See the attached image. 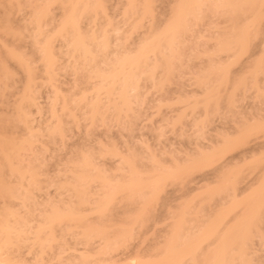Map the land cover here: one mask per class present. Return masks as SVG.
<instances>
[{"label": "rangeland", "instance_id": "374dc122", "mask_svg": "<svg viewBox=\"0 0 264 264\" xmlns=\"http://www.w3.org/2000/svg\"><path fill=\"white\" fill-rule=\"evenodd\" d=\"M56 1L61 2L62 0H0V139L3 137L4 138L7 137L13 140H19L18 138H22L25 136L24 135L25 131H23L22 123L14 120V118H15V114L17 113L16 107L18 103H20V98L22 95L24 83H26L25 82L26 76L24 74L23 69L20 68L15 62H13L12 60L6 59V54L8 52L18 53L19 51V54L21 52L22 54H25V57L27 56V54L29 57H32L33 58L32 62H34L35 60V62L32 63L28 59V57L26 58L30 61L31 65L29 66H31L32 69H35L34 75L36 74V76H38L34 81L35 82L34 85L36 84L39 86V88L38 86H35L37 87L36 89L38 91L37 95L35 92V95L37 97L36 102H37V106L39 107L38 109H41V112L39 111V114H38V111L36 113V111H34L35 109L33 110L35 113L33 112L32 123L30 124V126L33 128V131L37 130V128L40 126L43 127L45 123H49V122L52 123V121L48 119L50 118L48 107L51 105L50 103L48 104V102H51L53 104V99H54L53 97L55 93L52 95L53 96L52 97L51 93L53 92V90H49L50 89L49 87L48 89L46 88L45 85L44 86L42 85V83H46V82H43L45 81L43 80L44 77H42L44 75L41 76V63L36 62V59L38 57L37 56L38 54L36 55L37 51L34 50L36 53H33L32 51L33 46H34L33 44L34 40L32 43L31 35L33 32L31 29L32 27L29 26V21H30V17H31L33 10L42 6L44 3H47V4L50 3L49 9H48L50 11L49 12L50 14L48 15L49 17L51 16L55 17L57 21L54 22L55 23L54 24L53 21L55 20H53V18L51 17L52 18L51 23L55 25L53 26L54 28L57 27L60 24V20L62 17V16L59 17L62 14L60 12L62 9L60 8V6L58 8L59 4L57 5ZM142 1L143 0H140V5L143 3ZM176 1L177 0H175L174 2ZM102 3H104V7H106L107 9L106 16H102V18H99L97 20L98 23L97 22L96 23L99 26L97 27V24H96L95 26L96 28L94 27L95 28L94 31H97L98 29V31L103 32L104 27L102 30L101 29L102 26L104 24L106 25L107 22H110L116 26L119 24L118 25L119 27L122 24L120 28H121V31L124 32V35L126 33L130 34L131 29H132L130 27L132 25L130 26L128 23L130 22L131 24L133 23L135 24L136 21L139 23L140 20H135V19H139V17L140 19L141 17L145 18V15H148L147 19H144V20L142 19L143 21L141 20L142 21L140 24L141 26L139 27V30H138L139 33L137 32V30L135 31V33H133L136 38H134L132 34L131 36L133 39L129 37L131 39L128 38L129 42L127 43V45H124V50L126 49L125 48L126 46L131 51H133L132 48H134L135 50V47H137L140 44V43L138 44L137 42L140 41L139 38H142V36L145 33L150 32V31H154L155 33L160 31L161 33L163 32V30H165L164 29L166 28L165 25L168 23L167 19L171 18L169 16L172 15V14L169 15V13H172L169 9L170 7H173V0H146L145 4L149 7L150 9L149 11H151V14H152L151 20H148V17H150L148 13L141 16V11H142L140 10L141 6H138V9L136 8L138 10V11L136 10L137 14L134 13L135 17L136 16L138 17L135 18L134 20H133L134 15L132 16L133 18H129V19H132L133 22H131V20L125 17V22H124V18L122 17L123 12L125 11V8H127L126 5L131 4L128 2V0H104V1L102 0ZM206 3H208V0ZM210 4H213V2ZM175 5H177V2ZM219 9H222V8L218 7V10ZM206 10L208 9L206 8ZM223 10L225 11V9ZM223 10H220V11H223ZM147 11L148 10L146 11L144 10L143 13ZM202 11L204 12V10ZM209 11L211 12V10H208V12L206 13L204 12L205 15L203 13L202 21H201L202 18L200 17L202 16V14L199 16L200 18L198 19H200L201 21L199 22V25L197 24L196 26L195 23L193 22L194 24L192 28L188 29V31L190 32L186 34L187 32L185 31L186 33L182 34V36L185 34L187 35V37L186 36L182 37L183 39L186 38V41L183 43H180L182 45L178 46L180 47L178 48L179 51L176 50L178 51V53L177 52L176 53L180 54L181 56H179L180 59H178L177 57L178 55H177L176 60L173 61V64L176 62L175 63L176 65L174 66L175 68L172 65V68H174L175 70L174 69H173L174 71L170 70L172 74H170L171 73L170 71L168 72V74H166V78H167V75L169 76V78L167 80L164 78L166 72H163L161 69L159 71H155L156 72L155 78H153V80L156 79V81H154L153 84H158V82H161L159 81V79H162L160 78V71L164 73V77H163L165 79L164 83L161 82V86L159 84L157 85L160 87L157 88L155 86L156 88L154 89L153 88L154 85L152 84L153 81L151 82V80L149 81L148 79L146 80L145 78L143 80H146L147 82L142 81L141 85L139 84L140 88L142 86V88L140 89L141 95L139 94L140 96H142V98L138 96L141 99V105L139 106L140 102H137L138 104L137 107L136 105H134L136 108L132 106V108L134 107L133 109L135 110V111L133 110L134 111L133 114L136 116L135 118L130 119L132 115L131 116L128 115L130 117L128 119L131 120L129 123L128 121L126 123V118H122V119H125L124 120L125 122L124 124L121 123L123 124L121 125L120 121H118V118L116 117L118 115L116 113H115L116 115L112 113V116H114L115 118L113 119V117L109 115V112H112V111H109L107 116L105 114V117H107V119L105 118L102 119V121L104 119L105 121L101 122V120H98L100 121V123L98 121L94 122L95 123L94 125L93 123L92 125L89 123L91 125L90 126L88 124L89 121L87 122V120L82 119V117L80 116L81 115L80 112L82 113L83 110L82 111L79 110L77 111L79 113H76L75 111L76 117L75 116L74 117L78 119V123H76L75 125V123L73 124H71V122L69 123L71 119L66 118L65 116L62 117L63 115H66L67 112L66 113L64 112L62 115V112L60 111L62 116L61 115L59 116L62 117V119L65 120L66 122V124H64L65 129H64L63 139L60 140L57 138L55 141L52 142V141H47L48 139H46V137H38L36 139V142L33 145V151H31L32 152L31 154L36 153L37 155L36 158H38V161H37L38 163L36 161L34 163L35 165L37 163V168L38 166H40L38 170L40 172L41 177L39 179H41L40 181L43 183V186L41 185V189L44 191L45 194H48L45 196L47 197V200H44L46 199V198L43 199L44 197L43 195L45 194L43 193V191H41L43 203H46L47 201L49 202L51 198L52 202L54 201V202H57V204H59V205L55 204L58 207L66 206L67 204L70 205V202H72L71 200H73V199H70L71 197H69L68 195L69 193L67 192H64L65 194L63 193L62 195H61L62 193L61 191H60L61 192L60 195H56L57 192L55 194L54 192H55V189L57 190V188L59 187L61 183L63 184L66 181L67 182L71 181L68 179L70 175L66 171L69 170V167H71L70 165H72L73 163L72 161H74L76 158L78 159V157L80 156L79 154L80 152L86 153L88 155L94 154L95 156V153L98 154L99 150L103 149L105 151V149L112 147L113 148L112 151H114V148H116L117 154L119 152L120 156H122L123 158L126 157L125 159L128 158L129 160L132 154L135 153L137 156H139L138 158L140 159L136 157L138 160L137 159L134 160V163L137 160L135 164L136 166L133 165L135 166L134 170L136 168H138L139 171L141 170L140 172L141 176L144 171L151 169L152 165H153L152 168L154 167L155 163L154 164L152 163L151 165L150 162L149 164L146 161V158H149L151 156H153V159H155L154 161L157 162L158 164V165L155 164V166H158L159 168L163 167V169H165L166 167L167 168L175 167V165L176 167L178 165H179L178 167H180L181 165L182 167L186 165L187 169L192 171L191 173L186 174V171L188 170H186L185 168L186 175L182 176L181 174L182 177L178 181H175L176 178L175 179L172 178L175 181L172 184L169 182V179L166 182V186L163 183L165 187L163 185H162L163 189L160 187V189H162V190H159L161 191V193L159 192L160 195L156 192H155V195H152V196H156V194H158L159 196H156L158 199L157 198L154 199L153 197L152 198L150 197V200H149V197L146 198V200L148 199L149 201H152V203L150 202L152 204L151 205L152 207L148 208L149 203H147L148 207L146 206L147 208L146 207L144 208V206H142L143 202L141 203L140 206H142L143 209H146L145 212H143V209H142V213H144L142 215L135 213L136 210L139 208L138 201L136 203H133L134 205L133 204L131 205V203L128 204L129 202L127 201L128 202L127 203L125 202V200L123 202H125L126 205L125 204L122 205L123 202L121 200L119 201L120 203L118 201L117 202L114 201V205H113L114 207L112 208V211H108L111 214L110 219L107 218L108 224L107 222L102 223V224L106 223L108 226V228H106V232H108L106 238L108 239L111 238V240H114V238L112 237L116 229L119 230L120 227L123 228L126 226L127 227L131 226L132 220L133 221L138 220L140 222H143V224L142 226L137 227L136 224H138V221L136 224L134 222L133 225L134 226L136 225V227L131 226L134 228V230H132L133 232L128 230L130 234L132 233L131 234L132 236H130L129 234V237L131 238L129 240L128 238H126L127 240L124 238L126 241L124 242L122 240V242L125 244L121 243L123 244L122 248L119 247L120 245L118 246L119 248L117 247V249L119 250H115V248L112 247L114 248L115 252L113 251L114 253L111 252L112 254L110 253L108 254L109 256L108 255L107 257L105 256L106 260H108L109 258L110 260H112L111 262L114 261V263H117V264H127L131 260V258L135 256H140L143 259V261L141 260L142 263L152 264L154 262H157L158 259L160 257L162 258L163 256V255L161 256V252L163 251L165 245H167V238L169 237L171 229L173 228V226H175V224L180 222L179 223L180 225L183 222L182 228L184 229V224H185V227L186 228L188 227L189 229L193 225V224L192 225L190 224L191 223L190 221L191 219H194V224L196 226L198 225V226L204 227L207 225L208 222H210L213 219L212 217H214V215L220 214L221 212L225 211V209L228 208L227 203L230 204V202L228 201L229 200L231 201L233 197L232 190L230 191V188H228V186L226 185L227 186L226 189H229V191H226L225 189V193H223L224 190H222V194L221 193L215 194V191L217 190L218 186L221 187L220 184H222V180L225 179V180H228L229 182L230 180L231 181L233 180L234 186L236 187L238 191L236 192L237 199L236 198L235 199L240 200L248 196V194L250 193V190L253 188H256L258 184L260 183V180L264 177V129H261V132L256 133V135L252 134L248 136L249 138L247 142H245L246 144L242 143L245 145L242 146L241 144V147L236 146L238 145L239 142L236 141L237 144L235 146H233L234 144L232 142L234 141L233 140L234 138H237V137L240 138V135L237 137H234L235 133L238 132L239 134H241L239 130L242 131V128L244 129L246 125H252L257 122L259 123L260 121L261 122L259 124H264L262 122L264 121V72L261 73V71H259V74H256V76L254 75L255 85L253 84V81H252V84L254 85V87H252V85L250 84L253 76L249 75L248 73L249 70H253V68L250 69V66L251 67L257 66L255 64H259V63L261 64L260 67H262L264 70V60H262L263 59L262 57H264V5L261 8L257 9L254 12L255 14H253V16H250V18L251 17L253 18L254 15L257 14V16L255 17L258 18L256 22H255V18L253 19L254 21H252L253 23L255 22L257 25H256V28L255 26H253L255 29L254 35H251V34L250 35L255 36V37L254 38L250 37L251 41L249 39L250 43H248L245 49L246 51L243 54L238 53L236 55L234 54L238 52L237 48L233 49L228 54L227 53L218 54V51L216 50V47H218L217 44H219L220 41L222 42L227 36H230L231 34H232V37L235 36L236 32H238V29H240L242 26H245L244 24H247L246 22H250L248 21L250 19L248 18V20H246L245 15L243 16L242 14L241 16H237L236 19L232 20L233 22H231V19H229L230 16H227L228 14H225V16L220 15V14L211 15ZM58 21H59V24H56L58 23ZM86 22L87 20H83L81 22L82 26L81 24L80 26L81 28H83L82 30H86V25L89 24V21L87 22L88 24H86ZM126 22L128 24L127 26H130V27L125 26V24L123 26V23H126ZM51 23L49 24V26L53 25ZM53 27H50V28H53ZM232 27L233 28L236 27L235 29L237 30L232 32L231 31ZM48 28L47 30H45L46 32L48 31ZM50 28L49 30H51ZM187 28L189 27L187 26ZM89 29L92 30V27H90ZM107 29H105V31H107ZM51 31H48L49 33L47 35L52 34ZM86 31L88 32L89 30H86ZM153 33L148 34V35L146 34V35L148 37L149 35H152ZM111 35L113 36V34H110V37H112ZM138 36H141V37L138 38ZM113 38L114 36L111 38V42L114 41ZM137 38H138V41H137ZM124 44H126V42ZM54 47H56L55 49V52H56L57 48L61 47V43L58 44V41L57 42L55 41ZM58 50L57 52L61 51V50L60 51ZM215 50L217 51L218 55L215 53L216 52ZM21 57L23 58V56ZM60 57L61 56H59V58ZM63 59L64 60H57L58 63L56 66L58 68L56 66L55 67L60 70L58 73L57 69L54 68L56 70L55 74L57 75L58 73V75H57V78H55V80L56 79L57 80L56 81L54 80L55 82L53 83L57 84L58 88L64 94L63 97H65V95L66 97L67 96L71 97L69 94H71L73 91L76 93L79 89L81 91V89L83 90L84 87H86L87 89L89 83H87L86 79L84 78L85 77L84 73L82 76H81L82 73H80V76H77V75L75 76L73 73H71V71L67 69L66 64L65 65L63 64L64 62L66 63V58L64 57ZM38 60L39 59H37V61ZM29 61H27V63ZM218 63L221 65L222 63H224L223 65L227 64L228 66L226 67L228 69H225V70L228 72H227V75H225L226 77L224 76L226 79L223 81L224 84L223 83H221L223 85L215 84V88H214L212 87L213 79L209 78L210 83H211L210 85V83L208 82L209 79L206 78V75L210 73H207V71L205 70L207 69L208 66L210 65L212 66L215 64L218 65ZM39 64H40V67H39ZM62 68H66L67 70L62 69ZM61 70H64V71H61ZM226 71H225V74H226ZM5 73L7 74L5 75ZM42 73H43V69H42ZM202 73L203 74L207 73L205 74L204 79L205 78L206 80L208 79L207 81L205 80L208 85H204L203 87L208 86L206 88L209 89V85H210V87L214 89L212 90L211 93H214L217 90L218 93L216 92L217 94L215 95L214 93V95L215 97L219 98L218 102H216L218 103L217 106H214V104L210 102L213 104L215 109L214 107H212V104L210 103L207 106L209 108V106L211 105L210 106L211 109H208L206 106H204L205 109L207 108L209 111L208 112L206 110L208 112V113H205L207 114L206 117L203 111L201 110V107H199L200 105L197 107L195 104V102L197 101L200 102V100L203 97V94L204 96L206 95L204 92H207L206 88H200L201 86L199 87L196 86V77L197 76L200 77ZM214 74L215 73L213 72V75ZM40 76H41V79L39 78ZM204 79L202 81H204ZM214 80L215 81L217 80V76L216 78H214ZM219 80L218 82H221V80L220 81ZM234 81H239L238 83L241 82L242 85L244 82L246 84L245 86L243 85V87L242 85L241 86L239 85L240 87H238L237 86L238 84H237L236 86L238 87V89L235 91H231V88H232L231 84ZM84 82H86L85 83L86 86H84ZM89 87H91L90 84H89ZM58 90L57 92L59 93V96L61 97L62 93L60 94L61 91L60 90L58 91ZM70 90L71 91L73 90V91L70 92ZM208 96L210 95L208 94ZM230 96H231L232 101L228 102V98L230 99ZM51 97H52V100H51ZM139 98L138 100L140 101ZM142 99H143V102H142ZM206 99H208L207 96H206ZM202 100H204V98ZM192 101H194V104H195V110L193 112L191 111V109L194 108L193 107L194 104H192ZM102 103L104 104L103 99H102ZM54 105L55 104H53L52 106ZM190 105L192 106L191 109H190ZM59 107H60L59 104L57 106L55 105L54 112H57L56 110L59 109ZM202 109L204 110L203 106H202ZM60 113L58 111V114ZM177 119L178 121H176ZM179 119H180V122H179ZM48 120L50 121L48 122ZM112 120L113 121L116 120V121L113 122ZM202 120H204V122H202ZM198 122L199 123L202 122L203 124L201 123L199 126ZM114 123L116 124L118 123L120 124V126H118V124L115 125ZM172 123H174V125ZM204 123H206L205 127L204 126L202 127L201 125H204ZM193 125H197L196 129L200 127V129H197V130L198 131L201 130L203 132L201 133L200 131V135L198 133L199 136L203 135L202 137L199 138L198 135L196 136L195 132H198V131L194 129L195 127ZM226 137L227 138L232 137V139H228V141L226 142L224 141V142L227 144L230 140L233 145L232 146L227 145V148L224 149L223 147L225 146H223L224 144L221 146V141H223L224 138ZM229 147L230 148L232 147V150L228 149ZM221 148H223L222 150L224 152H221L222 151ZM111 149H108V150H111ZM212 149L214 150V152L217 150L216 154L218 153V150H220L221 154L224 155L225 153V155L222 158L221 157L222 155L219 152L218 153L219 157H221L220 161H219L220 158L218 157V155H216L219 158L217 159L218 162L214 155L215 161H216L215 163L212 162V165H211V162L208 163L210 165L205 163V165L207 166H205L203 162H201L202 163L201 164L200 160H202L201 158H203L202 155L208 156L207 154L212 153L211 152ZM107 151H105L104 153L102 152L104 154V157ZM200 152H204V154L201 153L202 155H200L199 154ZM205 152H208V153L206 154ZM102 153L101 151L99 152V154H102ZM24 155L26 157L28 153L27 155L26 154ZM25 157H24V160L26 161L27 158L25 159ZM30 157L31 156H29V158ZM95 157H97V155ZM21 158L23 160V157ZM100 158L101 157L98 156L95 159L94 163L96 164L98 163L100 166H102L101 168L104 170L112 169V168L114 169L116 167L115 162L116 161L117 163L119 162L118 161L119 158L117 156L116 157L112 156V158L110 157L108 158L106 155V158H104V160L103 159L100 160ZM187 160L192 161V162L193 160H196V162L199 163L202 167L201 168L198 167L200 165L199 164L197 165V163L195 164V161L194 163H190ZM28 161L29 162L32 161L31 158L28 159ZM185 161H187L188 163ZM190 164H191V167H193L195 171L191 169ZM194 165L198 167L197 170L194 168ZM156 168L154 167V169L158 171L159 168L157 169ZM113 169L110 170V172L106 171L105 173L107 174V176L109 173L110 174L113 173V175L111 174V176H113L116 179L120 174L119 171H122V169L118 170L116 168L118 170L117 173L115 169H114L115 172H113L114 171ZM180 169H181L180 172L184 170V168H181V167ZM151 170H149L148 172H150ZM155 170L153 171L155 172ZM148 172H145V174H147ZM116 175L118 176L116 177ZM120 176L123 177L122 174H120ZM121 177H118V178L120 179ZM118 178L117 180H114L113 178L112 179L114 181H119ZM123 178L125 179L126 177H123ZM95 188L93 192H91L92 194L96 191ZM90 190L92 189L90 188ZM210 191H212V194L214 193V196H212V198H210L209 200L204 201L206 196L210 194ZM97 193L96 194L94 193V194L97 195ZM48 196H50L49 200H48ZM230 196H232L231 199H230ZM153 199L156 201H153ZM146 200H144V202H146ZM51 201L50 203H52ZM89 202H88L89 203L88 206L91 205L93 201H91L90 199ZM201 202L203 203L204 209H202L203 207L202 208L200 207L199 210H204V211L202 213L199 212L198 215L194 217L191 214H193L198 209H194L193 207L197 208L198 205L201 206L202 204ZM93 203L92 205H95ZM127 204L131 206H127ZM185 204L186 205L191 204L190 207H191L192 213L189 210V213L191 216L188 217V214H187V216H185L186 218L184 217L185 220L188 219L187 221H189L190 223L187 221L185 222V220L182 221L183 218H180L181 215H179V213L182 212V210L183 211L185 210L184 208L189 207V206L185 207ZM44 205L43 207L46 206ZM143 205H146V204L143 203ZM14 206H17V205H14ZM89 207H92V206H89ZM140 209L141 207L138 210L140 211ZM219 211L221 212L218 213ZM262 212L263 213H261V216H259L260 218L259 217H258L259 219L257 218L258 219L257 221L251 222L249 224V226H251L250 229L251 228L252 229H251V236L248 238V241L246 243L237 242L233 246V251L231 253H232V256L234 257V260H233L235 262L234 264H264V218H263L264 208ZM243 215H245V211L241 209L234 211L231 215H229L227 219L228 221L226 220L227 223L224 225L228 226V224L229 225L233 224L236 217L243 216ZM85 216L87 218V214H85ZM92 216L93 214L90 213L87 218L88 220L85 219L86 220L85 223L88 222V224L90 225V222L92 224L98 220L97 218H96L97 220L95 219V216L94 217ZM105 217H108L107 214ZM105 217H104V220H105ZM99 220L101 222L103 219H99ZM226 221H224V223ZM97 224L98 223H95V225ZM195 225H193L192 228L196 227ZM224 225L222 224L219 227L226 228L227 226H224ZM60 226H61L60 228L56 227L58 228L56 229L57 232L54 229L55 230L54 233H56V239H58L59 237L62 239V236L60 235L63 234L64 232L65 233L66 232L69 233L70 231L72 232L70 233L71 235L69 234L65 235L64 233L65 238L63 237L62 239L63 241H61L60 239L59 242L58 241L56 242L62 245H64L65 243L67 248H71V250H74L76 252L78 251L77 253L79 254L82 251L80 250L82 245L77 246L79 245L77 244L78 243L77 241L80 239L79 233L81 230H77V229H80V228H77V229L74 228L76 230L74 231V229L70 230L68 225L67 227L63 226V224ZM222 229L224 230V228ZM222 229L220 230L218 229V230L221 232ZM193 230L194 232L196 231V229H193ZM104 231L105 230H103V232ZM57 233L60 235H57ZM104 234L106 233L104 232ZM57 236L59 237L57 238ZM93 241L97 242V240H92V242ZM81 243H84V240ZM91 243H89V246H88L89 249L86 246V248L89 250L88 252L89 254L93 251L92 249H91L92 251L90 250V247L94 243L92 244ZM95 244L93 245L94 247L92 246V248H97L96 250H98L97 244L96 245ZM83 246L85 247V245ZM102 246L104 247V245ZM206 248L208 249L209 246ZM53 250H56V251L55 252L51 251L50 253V251L46 250L47 254L48 252L50 253L48 254L49 256L52 255V258L50 259L51 261L53 260V254L57 253V247L54 248ZM24 252L25 251L23 249L22 253L25 254ZM67 252L69 253V251ZM76 252H73L72 255L74 256ZM93 252H92V255L95 254V253L93 254ZM208 252L209 253L207 254L205 252L207 256L210 254V250ZM31 253H34V254H31ZM46 253H43L44 257ZM59 253L61 252L58 251V254L56 255L59 256L60 258L67 257V256L68 258L66 259L68 260H69V256L72 258L71 254L70 255H68V253L64 254V252H62L61 254ZM82 253L86 254V252H82ZM35 254H36V251L30 252L29 254V256L31 255L30 257L28 256V254H26V257L28 256L29 258H31L30 264L37 263V261L33 260L34 257L32 258L33 255L36 256ZM162 254L164 253L162 252ZM49 256H47L48 259L47 257L45 258L48 260V263H51V261L49 262ZM57 256L54 255V258L56 257L55 260H53L55 261L54 264H57L56 263ZM76 256L78 255H75V258L73 260L78 258ZM21 257L22 258L24 257L23 259L27 260V258H25L24 255L23 256L21 255ZM44 257H43L42 262L43 261L47 262L45 261L46 259L44 260ZM59 257H58V260L60 259ZM225 257H227V255H225ZM29 258H28V262H29ZM241 259L244 260L243 263L241 262L239 263V260ZM60 260L62 264L65 261V259L64 261L63 259H60ZM73 260L71 259L69 261H73ZM127 260L129 261L127 262ZM31 261L35 263H31ZM53 261H52V264H53ZM42 262L39 261L38 264L39 263L42 264ZM48 263H45V264H48ZM66 264H68V262ZM204 264H207L206 260L204 261Z\"/></svg>", "mask_w": 264, "mask_h": 264}, {"label": "bare ground", "instance_id": "6f19581e", "mask_svg": "<svg viewBox=\"0 0 264 264\" xmlns=\"http://www.w3.org/2000/svg\"><path fill=\"white\" fill-rule=\"evenodd\" d=\"M104 1V0H103ZM131 1V2H130ZM146 0H143L140 5V0H128L129 5H126L127 8H125V11L123 12L122 17L124 18V22H125V17L126 18H133L132 16L135 14H137L136 12L138 11V6H141L140 10L141 11V16L145 15L146 13H148L150 15V17H148V20H151L152 14L151 11H149V7L145 4ZM175 0H173V7H170V11L172 13H169V17L166 21L168 22L164 28L165 30H163V32L160 33V31L158 32H154V31H150L151 33H153L152 35H149L147 37L148 34H151L150 32L145 33L142 38H139L141 36H138V38L140 39L139 42H137L139 45L137 47L134 48L133 51H131L128 47L125 46V48L128 49L124 50V45H127V43L129 42L128 40L132 38V34L135 33V31L139 30V27L141 26V22L144 19H147L148 15H145L144 17H139V19H135L138 16L135 17L133 20H140V22L138 23L136 21V23L133 25L130 22L128 23L130 26H127V22L123 23V26L125 24V26L132 28L130 34L126 33L128 35H124V32L121 31V25L120 27L113 25L110 22H107L106 25L104 24L102 26V30L104 27V31H94V29L96 28V24L98 23L97 20L99 18H102V16H106V7H104V3H102V0H62L60 1H56L58 8L60 6V8L63 10L60 11L62 14L59 16L61 17L60 20V24L59 21L56 24H59L57 27H53L55 26L54 22H56L57 20L55 19V17H52L53 23L52 22V18L49 17L48 14H50L49 12V5L50 3H44L42 6L38 7L37 9L33 10L31 17H30V21H29V26L32 27V43L34 40V46H33V53H36L34 50L37 51L36 55L39 57H37V59H39L36 62L37 63H41V76L44 77L43 82L46 83H42V85L46 86V88H48L49 90H53V92L51 93V96L55 93L54 95V99H53V104H55L56 106L59 104L60 107L59 109H57V112L55 111V105L52 106L53 104L51 102H48V104L50 103L51 105L48 107V112H49V116L52 123L49 122L50 120H48L49 123H45L42 126L38 127L37 130L33 131V128L30 126V124L32 123V115L33 112L39 111L41 112V109H38L39 107L37 106V102H36V95L38 93L37 91V87L38 85H34V81L35 79L38 77L36 76L35 73V69H32L30 64V61H33L32 57H29L28 54L25 57V54H22L19 51L18 53L16 52H8L6 54V59L12 60L13 62H15L20 68L23 69L24 74L26 76L24 86H23V91H22V95L20 98V103H18L17 107H16V114H15V118L14 120L21 122L23 125V131H25L24 133V137L22 138H18L19 140H13L7 137H3L0 139V264H30V259L29 258V254L32 251H36V256H32L34 261H37V263L32 262L31 263H35L38 264V262H42L43 260V253H46L48 251L55 252L56 250H53L54 248L57 247V253L53 254V260H55L54 255L57 256L56 254H58L59 252H64V254L68 255H72L73 252H76L74 250H71V248H67V246L62 245V244H58L59 240L61 239L59 236H57L58 239H56V233H54V231L58 228H60L63 224V226L67 225L69 226L70 230H73L74 228H80L77 230H81L79 233V240L77 241L79 245L77 246H81L82 250L79 254L76 252L75 255H78L76 257L75 260H73L75 258V255H72V258L69 256V260H73V261H69L68 256L67 257H59L57 256L56 259V263L57 264H62L60 259H65V261L63 262V264L67 263L68 264H117L111 262L112 260H110L108 258V260H106V257L108 254H110L111 252L115 250H119L117 249V247H121L122 245L125 244L122 242V240L125 242L128 238V240L131 238L129 237V231L134 230L133 227H140L142 226L143 222L138 221H131V226L129 227H120V229H116V231L113 233V237L114 240H111V238H106L108 232H106V228H108L107 224H108V219H110L111 214L108 211H112V208L114 207V201H124L127 202L128 204L131 203V205L133 203H136L137 201L139 208L141 207L140 211L138 212L136 210V214L138 213L139 215H142L144 213H142V209L144 206V208L147 206L148 204V208L152 207L151 203L152 201L150 200V197L152 198H157L156 196H159V192L161 193V191L163 189V186H166V182L169 179V182L172 184L175 181H178L182 176L186 175L187 173H191V170L187 169V166H180L181 168H184V170L182 172L180 167H170L165 169H163V167L159 168L158 166H155V164H157V162H155L153 159V156L146 158V161L149 163L154 164V167L159 168L158 171H156L154 169V167L152 168L151 166V170L150 172L144 171L142 173L141 176V170L139 171L138 168H135V164L136 161L140 158H138L139 156H137L135 153L132 154L130 160L127 158H123L122 156H120L119 152L117 154V149L114 148V151L112 147L105 149V151H107L105 153V157H104V152L102 150L98 151V154L95 153V156L97 155V157H101L100 160H104V158L107 157L112 158L113 157H118L119 158V162L117 163V161L115 162V167L114 169L116 170V173L118 172V170L122 169V171H119L120 174H122L123 177H126L125 179L123 177L116 175V177H121L120 179L118 178L119 181H114L117 180V178L115 179L113 176H111V174L113 175V173H109L108 176L105 173L106 171L110 172V170L112 169H107L104 170L102 169L98 163H94L95 159L97 157L93 155H88L86 153L80 152V156L78 157V159L75 161H72V165H70L71 167H69V170H67L66 172H68V174L70 175L68 177L69 180L71 181H66L65 183H61L59 185V187H55L57 188V190L55 189L54 194L57 192L56 195H61L64 192L69 193V197H71L70 199L72 202H70V205H66V206H56L59 205L57 204V202H52L51 198L50 201L52 203H50V201L43 203L42 200V192L43 191L41 189V185L43 186V183L40 181L41 179H39L41 177L40 172H39V168L40 166H38L37 168V161L38 158L36 153L31 154L33 151V145L36 142V139L38 137H46V139H48L47 141H55L57 138L62 140L63 136H64V124H66L65 120L62 119V117H66L71 119L69 121V123L71 122V124L78 123V119H76L75 117V111L76 113H79L77 111H82V113L80 112V116L82 117V119L87 120L88 124L90 123L92 125L95 124L94 122L101 120V122L105 121V119H107V117H105V114L107 116L109 111V115L112 116V113H116L118 116H116L118 118V121H120V124L123 123L124 124V120L122 118H126V123L128 121V123L131 121L130 119L135 118L136 115L133 114V112L135 111L133 108L135 107L134 105H136L137 107V102L139 103V106L141 105V99L142 96L141 95V82L145 81L148 79L149 81L151 80L152 84L154 83V81H156V79L153 80V78H155V71H159L162 69L163 72L165 73V77H164V73H162V71H160V78L159 81L164 83V80L168 79L169 76L167 75L166 78V74H168V72L174 71L175 69V63L173 64V61L176 60V56L178 57V59H180L179 56H181L180 54H177L180 47H178L179 45L181 46L183 43L186 41V38L183 39L182 37H187L186 34H188V29H191L193 24L195 23V25L197 26V24L199 25V22H201L203 20V13L208 12V10H211V12L209 11V13H211V15H224L228 14L227 16H230L229 19H231V22H233L232 20L236 19L237 16H241L243 14V16L245 15V19L248 20V18L250 20V22H246L247 24H244L245 26H242L240 29H238V32H236V35L232 37V34L230 36H227L222 42L220 41L218 45V47H216V50L218 51V54L221 53H229L231 52L233 49L237 48L238 52L235 53L236 54H243L246 50V47L248 45V43H250L251 38H254L255 36H251L254 35V27L256 28V20L258 18H256L254 15V17L250 18V16H253V14H255L254 12L261 8L264 5V0H177V5L176 2H174ZM45 2V1H44ZM213 4H210L212 3ZM127 3V2H126ZM55 4V3H54ZM139 4V5H138ZM145 4V5H144ZM209 4V5H208ZM56 5V6H57ZM175 5V7H174ZM212 5V6H210ZM216 5V7H215ZM143 6V7H142ZM211 8V9H209ZM148 7V9H147ZM218 7L222 8L218 10ZM259 7V8H258ZM130 8V9H128ZM137 8V9H136ZM205 8V9H204ZM206 8L208 10H206ZM216 8V9H215ZM128 9V10H127ZM215 9V10H214ZM225 9V11L223 10ZM60 10V9H59ZM124 10V9H123ZM122 10V11H123ZM137 10V11H136ZM144 10H148L147 12L143 13ZM204 10V12L202 11ZM218 10V11H217ZM223 10V11H220ZM215 11V12H214ZM220 11V12H219ZM227 11V12H226ZM150 12V13H149ZM214 12V13H212ZM218 12V13H217ZM226 12V13H224ZM204 13V15H205ZM216 13V14H215ZM223 13V14H222ZM249 13V14H247ZM202 14V16H200ZM249 15V16H248ZM100 16V17H99ZM202 18L201 21L200 17ZM247 16V18H246ZM58 17V18H59ZM51 18V19H50ZM122 18V19H123ZM255 18V22L253 23L252 21H254L253 19ZM127 19V20H128ZM143 19V20H142ZM228 19V20H229ZM83 20H87V22L89 21V24L86 22V30H89L88 32L86 30H82L83 28H81L82 24L81 22ZM131 22H133L132 19ZM142 20V21H141ZM196 20V21H195ZM97 22V23H96ZM194 22V23H193ZM198 22V23H196ZM53 24L52 26L49 24ZM122 23V21H121ZM166 23V22H165ZM192 23V25H191ZM81 24V26H80ZM189 24V25H188ZM90 25V26H89ZM191 25V27H190ZM50 28L51 30H49ZM92 27V30L89 29L88 27ZM99 25L97 24V27ZM187 26L189 28H187ZM235 26V25H234ZM233 26V27H234ZM95 27V28H94ZM106 27V28H105ZM138 27V28H137ZM231 29L232 32L236 31L237 29L233 28ZM51 31L52 34L47 35L49 32L45 31L47 30ZM108 28V29H107ZM163 28V27H162ZM187 28V29H186ZM100 29V30H101ZM105 29H107V31H105ZM120 29V30H119ZM129 29V28H128ZM252 29V30H251ZM130 30V29H129ZM128 30V31H129ZM161 30V29H160ZM86 31V32H84ZM121 31V32H120ZM187 33H186V32ZM252 31V33H251ZM46 32V33H45ZM99 34H98V33ZM102 32V33H101ZM113 34L114 38L111 42V38L110 34ZM139 33V32H138ZM137 33V34H138ZM186 33L185 35L182 36V34ZM123 34V35H122ZM136 34V36H137ZM147 34V35H146ZM251 34V35H250ZM146 35V36H145ZM131 37V38H129ZM133 37L136 38L133 34ZM251 37V38H250ZM129 38V39H128ZM137 38V41H138ZM146 38V39H145ZM181 38V40H180ZM133 39V38H132ZM144 39V40H143ZM250 39V41H249ZM58 41V44L61 43V49L58 47L57 50L60 52H55L56 47H54V42ZM131 41V40H130ZM126 42V44H124ZM32 44V45H33ZM57 44V43H56ZM137 45V44H136ZM246 45V46H245ZM59 46V45H58ZM177 46V47H176ZM131 48V47H130ZM178 50V51H176ZM215 50V51H216ZM217 51L215 52L217 54ZM177 52V53H176ZM217 54V55H218ZM23 56V58L21 57ZM59 56H63L62 59L61 57L59 58ZM28 57V59H25ZM66 58V63L64 62L63 64H66V67L68 70L71 71V73H73L75 76H81L83 75V73L85 74V79L87 81V83L90 84L91 87H89L88 84V88L86 89V87H84V89L80 91V89L75 93L73 90V92L70 90V92H72L71 94H69L71 97L65 95V97H63V93L62 91L58 88L57 84L53 83L55 82V78H57V75L59 73L60 69H57L58 67L56 66L58 61L57 60H64L63 58ZM262 57V56H261ZM59 58V59H57ZM264 60V57H262ZM27 61H29L27 63ZM35 62V60H34ZM32 62V63H34ZM178 62V61H177ZM224 63L219 64L218 65H210L207 67V69L205 71H207V73H210L208 75H206V78H210L213 79L212 81V87L215 88V84L220 85L221 83L224 84V80L225 79V75H227V72L225 69H228L226 66H228L227 64L223 65ZM172 65L174 68H172ZM257 66L251 67L250 69L253 68V70H249L248 73L249 75L253 76L251 79L250 84L252 85V87H254L255 85V76L256 74H259V71L264 72L263 68L260 67L261 64H255ZM57 68H56V67ZM259 66V67H258ZM40 67V64H39ZM259 70H258V68ZM56 68L58 73L57 75L56 70L54 69ZM262 68V69H261ZM42 69H43V73H42ZM62 69H66V68H62ZM66 69V70H67ZM174 69V70H173ZM256 69V70H254ZM55 70V71H54ZM258 70V71H257ZM34 71V72H33ZM64 71V70H61ZM170 71V72H171ZM204 71V72H205ZM220 71V72H219ZM226 71V74H225ZM252 71V72H250ZM213 72L215 73L213 75ZM258 72V73H257ZM207 73H202V77L197 76L196 77V86H201L200 88H206L203 87L204 85H208L207 84V80L206 78L204 79L205 74ZM217 73V75H216ZM253 73V74H252ZM255 73V74H254ZM7 73H5L6 75ZM163 74V75H161ZM172 74V72L170 73ZM221 74V75H220ZM154 75V76H153ZM255 75V76H254ZM36 76V77H35ZM41 76L39 77L41 79ZM56 76V77H55ZM217 76V82L220 79L221 82H216L214 80V78H216ZM223 76V78H222ZM225 76V77H224ZM143 77V78H142ZM165 79H164V78ZM219 77V78H218ZM250 77V76H249ZM146 80H143V79ZM204 79V81L201 80ZM251 78V77H250ZM210 79L208 80V82L210 83ZM55 80V81H54ZM206 80V81H205ZM219 80V81H220ZM148 81V82H149ZM253 81V84H252ZM161 82H158V84L161 86ZM206 82V83H205ZM239 81H234L232 82V88L231 91H235L238 89V87H240L242 85V83H238ZM57 83V82H56ZM86 82H84V86ZM162 83V84H163ZM205 83V84H204ZM234 83V84H233ZM140 84V85H139ZM158 84H153V88L155 89L156 87H160L157 86ZM199 84V85H197ZM221 84V85H223ZM238 84V85H237ZM245 82L243 83V85L245 86ZM56 85V86H55ZM211 85V83H210ZM209 85V89H207V92H204L206 95L203 97L204 100H200V102H195L196 106L201 107V110L203 111L205 117L208 113V109H211V105L208 108V104L210 102H212L214 104V106H217L218 103V99L217 97H215V95L218 93L217 90L214 93H211L212 87H210ZM238 87H237V86ZM240 85V86H239ZM242 85V87H243ZM156 86V87H155ZM25 87V88H24ZM75 87V86H74ZM39 88V86H38ZM59 89L61 92V97L59 96V93L57 92V90ZM74 89V88H73ZM233 89V90H232ZM58 90V91H59ZM77 90V89H76ZM89 90V92H88ZM140 90V91H139ZM210 90V91H209ZM80 91V92H79ZM36 92V95H35ZM68 92V93H70ZM140 92V93H139ZM217 92V93H216ZM90 93V94H89ZM140 94V95H139ZM208 94L210 96H208ZM90 97H89V96ZM140 96V98L138 97ZM206 96L208 99H206ZM213 96V97H212ZM51 97V100H52ZM89 97V98H88ZM215 97V98H214ZM138 98L140 99V101L138 100ZM102 99L104 100V104L102 103ZM217 99V100H216ZM49 100V101H51ZM230 100V101H229ZM106 101V102H105ZM231 96L230 99L228 98V102H231ZM143 102V99H142ZM106 103V105H105ZM201 103V104H199ZM210 103V104H212ZM192 104H194V101H192ZM195 104L193 105L194 108L191 109V105H190V109L193 112L195 110ZM212 104V107H214ZM105 105V106H104ZM132 106H134L132 108ZM202 106L204 108V110L202 109ZM206 106L207 108L205 109ZM135 107V108H136ZM196 107V108H197ZM37 108V110H36ZM50 108V109H49ZM53 108V109H52ZM35 109V110H34ZM215 109V107H214ZM34 110V111H33ZM134 110V111H133ZM208 112H207V111ZM58 111L60 113V111L63 113L67 112L66 115H61L58 114ZM205 111V112H204ZM47 112V113H48ZM35 113V112H34ZM111 113V114H110ZM131 113V114H130ZM83 114V116H82ZM113 114V115H114ZM115 114V115H116ZM59 115H61L62 117H60ZM132 115V117L130 118L129 116ZM75 116V117H74ZM134 116V117H133ZM113 119L114 116H112ZM78 118V116H77ZM105 118L103 121L102 119ZM110 118V117H109ZM130 118V119H128ZM182 118V117H181ZM180 118V119H181ZM179 119V122H180ZM83 120V121H84ZM117 120V119H116ZM116 120H112L113 122H115ZM123 120V121H122ZM80 121V120H79ZM117 121V122H118ZM178 121V119L176 120ZM206 121V120H205ZM100 123V121H98ZM178 122V123H179ZM200 122V121H199ZM198 122V123H199ZM202 122H204V120H202ZM201 122V123H202ZM261 122V121H260ZM259 122V123H260ZM264 123V121H262ZM119 123V122H118ZM117 123V124H118ZM175 123V122H174ZM174 123H172L174 125ZM199 123V126L200 124ZM254 123L252 125H246L245 128L248 129L245 130L242 128V131L239 130L241 132V134H239L238 132L235 133L234 137H237L240 135V138H234L232 142L229 140V142L226 144L225 142L228 141V139H232L231 138H224L223 141H221V146H225L223 147L224 149L227 148V145H233L235 146L238 143V145L236 146H240L242 143L247 142L248 140V136L250 135H256V133H260L261 129H264V124H259ZM89 124V125H90ZM115 125H117L116 123H114ZM120 124H118V126H120ZM121 124V125H123ZM177 124V123H176ZM203 124V123H202ZM204 125H201L202 127ZM256 124V126H255ZM88 125V126H89ZM90 125V126H91ZM198 125V124H197ZM197 125H193L196 129ZM198 126V127H199ZM250 126V127H249ZM252 126V127H251ZM254 126V127H253ZM197 129H200L197 128ZM196 129V131H198ZM204 129V128H203ZM202 129V130H203ZM201 131V130H200ZM200 131L195 132L196 136L200 135ZM201 133H203L201 131ZM238 134V135H237ZM198 137H202L203 135ZM197 137V138H198ZM247 139H246V138ZM245 138V140H244ZM236 139V140H235ZM241 139V140H240ZM244 140V141H243ZM225 141V142H224ZM237 141V142H236ZM243 141V142H242ZM236 142V143H235ZM231 143V144H229ZM226 144V145H225ZM246 144V143H245ZM245 144H242L245 145ZM221 148V150L223 149ZM116 149V151H115ZM232 150V147L228 148ZM229 150V151H231ZM101 151L102 154H99V152ZM212 153L207 154L208 152H205L208 156H204L202 154H204V152H200L199 154L202 155L203 158H201L202 160H200V163L203 162L204 165L205 163L208 164L209 162H216L215 161V157L216 160L219 159V161L221 160V157L223 158L224 155L221 154V152H224L223 150L220 152V150H218V153L220 152L221 157H219V154L217 152V150L214 152V150H211ZM226 152V150H225ZM28 153V155H27ZM202 153V154H201ZM214 153V154H213ZM228 153V152H227ZM26 154L27 156L25 157ZM211 154V155H210ZM213 154V155H212ZM135 157H134V156ZM215 155V157H214ZM218 155V157L216 156ZM29 156H31V160L32 161H28ZM103 156V157H102ZM23 157V160L22 158ZM24 157L26 159V162L24 160ZM33 157V158H32ZM138 159H137V158ZM115 159V158H114ZM137 159L134 163V160ZM192 159V158H190ZM99 160V159H97ZM37 162L36 165L34 162ZM189 161V160H187ZM185 161V162H187ZM197 163L196 160L189 161L190 163ZM26 162V163H25ZM134 164H133V163ZM184 162V163H185ZM218 162V160H217ZM24 163V164H23ZM33 163V164H32ZM149 163V164H150ZM188 163V162H187ZM26 164V165H25ZM199 163H197L198 165ZM202 164V163H201ZM97 165V166H96ZM135 165V166H133ZM158 165V164H157ZM160 165V164H159ZM193 165V164H192ZM200 165V164H199ZM210 165V164H208ZM100 166V167H99ZM207 166V165H205ZM191 167V164H190ZM188 167V168H190ZM198 167H202L201 165ZM198 167H196V165H194V168L197 170ZM204 167V166H203ZM118 170H117V169ZM156 168V169H157ZM188 170L186 171L185 170ZM113 169V170H114ZM191 169H193V167H191ZM115 170L113 172H115ZM138 170V171H137ZM155 170V172L153 171ZM194 170V169H193ZM124 171V173H123ZM137 171V172H136ZM186 171V174H185ZM195 171V170H194ZM139 172V173H138ZM145 172H148L147 174H145ZM180 172V173H179ZM184 172V173H183ZM127 173V174H125ZM179 173V174H178ZM125 176H124V175ZM178 174V176H177ZM182 174V176H181ZM110 176V177H109ZM115 176V175H114ZM114 180H113V179ZM123 178V180H122ZM175 179V181L173 179ZM178 178V179H177ZM67 179V178H66ZM65 179V180H66ZM172 179V180H171ZM64 182V181H63ZM164 183V185H163ZM169 183V184H170ZM226 183V184H225ZM259 183V182H258ZM163 185V186H162ZM221 187L218 186L217 190L215 191V194H222V190L223 193H225V189L230 188V191L232 190V196H230L231 201L229 200L227 203L228 204V208L225 209V211L221 212L219 211L218 213L220 214H216L214 215V217H212L211 221L207 223L206 226L201 227V226H196L194 224V219H191V223L187 220H185V216L188 217L193 215L194 217H196L198 215L199 212H203L204 210H199L200 207L202 209H204L203 203L201 204V206H197V208L193 207L194 209H198V210H193L195 211L193 214L190 215L189 210L191 212V204H185V207L189 206L188 208H184L185 212L182 210V212L179 213V215H181L180 218H183L182 221L185 220V222H189L191 225H195L196 227L191 226V228L188 229V227H185L184 224V229L182 228V224L183 222L179 225L180 222H178L177 224H175V226H173V228L171 229V232L169 234V239L167 238V245H165L164 249H163V253L161 252V256L162 258L158 259L157 262H154L152 264H204V261L206 260L207 264H234L235 262L234 257L232 256V251H233V246L235 245V243L237 242H247L248 238L251 236V229L249 226V224L251 222L257 221L261 216V213L263 208H264V177L260 180V183L258 184V186L256 188H253L250 190V193L248 194V196H246L243 199H238L237 198V194L236 192L237 189L234 186L233 180L230 182L228 180H222V184H220ZM227 185V186H226ZM52 186V185H51ZM55 186V185H54ZM96 186V188H95ZM164 186V187H165ZM226 186V187H225ZM234 186V187H233ZM160 187L162 189H160ZM90 188L92 190H90ZM95 188V194L97 193V195H95L94 193L92 194L91 192H93ZM233 188V189H232ZM99 189V190H98ZM236 190V191H235ZM61 191V192H60ZM226 191H229V189H226ZM155 192L158 193L156 194V196H152L155 195ZM44 193V191H43ZM209 193V192H208ZM242 193V192H241ZM45 194V193H44ZM65 194V193H64ZM240 194V193H238ZM48 194L43 195V199L47 200V197H45ZM50 195V194H49ZM94 195V196H93ZM151 195V196H149ZM207 195V194H206ZM211 195V196H210ZM96 196V197H95ZM212 196H214V193L212 194V191H210V194L208 196H206V198L204 199V201L209 200L210 198H212ZM240 196V195H238ZM48 196V200H49ZM149 197V200L146 198ZM236 198V199H235ZM93 201L92 203L95 205H89L92 207H89L88 204L90 203L89 201ZM93 199V200H92ZM153 201H156L154 200ZM158 199V198H157ZM42 200V201H41ZM144 200H146V202H144ZM59 202V200H58ZM89 202V203H88ZM115 202V203H116ZM125 202L122 203V205L125 204ZM146 205H143V203ZM151 202V203H150ZM54 203V204H53ZM120 203V202H119ZM142 203V206H140ZM192 203V202H190ZM200 203V202H199ZM198 203V204H199ZM46 206H45V205ZM56 204V205H55ZM127 206H131L128 205ZM17 205V206H14ZM43 205L45 207H43ZM87 205V206H86ZM126 205V204H125ZM134 205V204H133ZM136 205V204H135ZM112 206V207H111ZM15 207V209H14ZM146 207V208H147ZM190 208V209H189ZM243 210L245 211V215L243 216H238L236 217V219L234 220L233 224H228L224 225L227 223V219L229 217V215H231L234 211L236 210ZM146 209H143V212H145ZM90 212L91 214H93L92 217L95 216V219L97 221H95V223H104L107 222V224H102V225H95V223L90 222V225L87 223H85L86 220H88V213ZM109 215H108V213ZM187 212V213H186ZM87 214V218L85 216V214ZM182 213V214H181ZM192 213V212H191ZM107 214L108 217H105ZM105 217V220H104ZM185 217V218H184ZM259 217V218H258ZM108 218V219H107ZM258 218V219H257ZM264 218V216H263ZM86 219V220H85ZM99 219H103L101 222ZM107 220V221H106ZM227 220V221H226ZM99 221V222H98ZM193 221V223H192ZM224 221H226L224 223ZM135 222V226L133 225V223ZM141 223V224H140ZM227 226L225 227H219L221 225ZM94 225V227H93ZM106 225V226H104ZM96 226V227H95ZM98 226V227H97ZM58 227V228H56ZM105 227V228H104ZM201 227V228H199ZM219 227V228H218ZM68 228V229H69ZM186 228V229H185ZM222 229L224 228V230L221 232L218 229ZM55 229V230H54ZM191 229V230H190ZM193 229H196V231L194 232ZM68 230V231H70ZM103 230H105L104 232L106 234H104ZM67 231V229H66ZM74 231H76L74 229ZM192 231V233H191ZM218 231V232H217ZM57 232V230H56ZM62 232V231H61ZM72 231H70L69 233H65V235H71ZM133 232V231H132ZM220 232V234H219ZM64 233L63 234H58L62 236V239L64 237ZM74 233V232H73ZM72 233V234H73ZM117 233V234H116ZM132 234V233H131ZM130 234V236H132ZM128 236V237H127ZM118 237V238H117ZM123 237V238H122ZM65 238V237H64ZM121 238V239H120ZM126 240H125V239ZM61 239V241H63ZM108 241H107V240ZM116 239V240H115ZM84 240V243H81ZM89 240V241H88ZM92 240H97V242ZM58 241V242H56ZM60 241V243H61ZM81 241V242H80ZM92 243H96L98 250H96L97 248H92V246L94 244ZM111 241V242H110ZM113 241V242H112ZM81 244H80V243ZM101 242V244H100ZM89 243L92 244V246L90 247V250L93 252L94 255H92V252L89 254ZM123 243V244H121ZM95 244V245H96ZM85 245V247L83 246ZM101 245V246H99ZM104 245V247L102 246ZM87 246V248H86ZM209 248L207 249L206 247ZM85 249H84V248ZM94 247V246H93ZM101 247V249H100ZM114 247V248H112ZM118 247V248H119ZM120 248V249H121ZM212 248V250H211ZM23 249H24V253L23 254ZM86 251H84V250ZM207 249V250H205ZM162 250V249H161ZM205 250V251H204ZM210 250V254L207 256L206 254L209 253L208 251ZM67 252V253H66ZM82 252H86V254L82 253ZM115 252V251H114ZM113 252V253H114ZM206 252V254H205ZM48 252V254H50ZM59 253V254H61ZM26 254H28V256L26 257ZM34 254V253H31ZM47 254V253H46ZM45 257L49 256L47 254ZM112 254V253H111ZM21 255L25 256L26 259H23L21 257ZM43 255V256H42ZM63 255V254H62ZM225 255H227V257H225ZM66 256V255H64ZM106 256V257H105ZM109 256V255H108ZM44 257V260L46 259ZM58 257L60 258L58 260ZM131 257V256H130ZM28 258H29V262H28ZM52 258V255L49 256V262L51 261L50 259ZM48 259V257H47ZM45 260L47 262H42V264L44 263H48V260ZM140 259V260H139ZM52 260V261H53ZM58 260V261H57ZM143 259L140 256H135L133 258H131V260H127V264H145L142 263ZM48 263V264H52ZM109 263H108V262ZM243 263L244 260L241 259L239 260V263ZM55 263V261H53V264ZM40 264V263H39Z\"/></svg>", "mask_w": 264, "mask_h": 264}]
</instances>
